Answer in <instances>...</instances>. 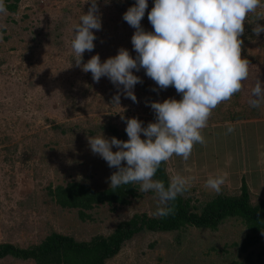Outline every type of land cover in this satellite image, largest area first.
<instances>
[{
    "label": "rangeland",
    "instance_id": "rangeland-1",
    "mask_svg": "<svg viewBox=\"0 0 264 264\" xmlns=\"http://www.w3.org/2000/svg\"><path fill=\"white\" fill-rule=\"evenodd\" d=\"M133 2L135 0H108L105 4V0H98L102 27L99 31L93 30L96 36L95 47L92 52L83 53L82 63L97 54L101 62H104L107 58L116 56L119 48L127 49L135 58L136 53L131 44L135 29L122 19ZM153 3L154 0H147L148 8L141 21V26L149 32L154 31L147 18ZM89 7L90 3H86V0H21L16 14L0 13L1 242L11 241L26 246L38 241L49 226L69 233L78 240H88L95 233H109L118 222L127 220L134 213L151 214L152 209L157 206L155 196L142 192L143 197L136 199L131 205L111 211L103 209L94 222L84 223L75 214L53 215L47 208L49 204L44 203V189L48 183L54 182L63 173L66 174L64 178H68V174L73 175V180L80 177L77 178L75 174L79 170L78 155L81 153L97 157L102 162V165L98 163L100 168L106 163L90 150L87 138L91 135L85 130L89 122L109 117L112 124L125 129L126 123L121 117H135L146 127L149 122H155L154 112L146 106L147 103L163 102L168 98L180 100L174 87L160 90L141 69L139 72L133 70V74L143 81L133 89L137 102L134 103L121 94L119 106L112 104L117 87L107 77H102L98 83L93 82L90 72L85 73L81 67L76 66V56L71 48L73 28L79 22L80 15L86 14ZM255 24L264 26V0H261V6L255 12L248 14L244 31L253 33ZM252 38V42L248 43L251 46H246L251 50L247 51L250 54L242 49L241 58L244 59L245 55L252 57L255 61L250 64L249 72L257 74L264 70L260 68L264 66V61L259 60V55L262 58L264 56V32ZM122 87L120 86L121 92ZM214 111L209 120L212 116L221 115L220 112L213 114L218 113ZM222 111L224 113L226 107ZM53 123L76 124L78 128L73 126L74 136L71 133L62 135L52 130ZM55 139L59 143L58 147L53 154L48 152L47 158L43 159V146H52L49 143ZM12 144L19 145V152L30 151L33 156L24 163L21 162L19 153L10 154V161L7 160L5 148ZM214 147L219 150V157L226 150L222 144H215ZM112 151L117 149L113 148ZM205 152L216 151L208 148ZM207 157L210 158V167L218 160L210 154ZM167 171L170 178L175 175L172 170ZM188 186L196 187L197 190L192 194L198 199L205 198L204 190L210 194L216 193L203 185ZM235 192L237 191H227L228 194ZM261 193L264 195V191ZM255 199L257 197L253 196V200ZM220 229L216 233L202 232L195 238L193 231L187 236L184 247L174 249L169 247L173 244L174 234L139 235L127 243L108 264H229L232 259L226 262V244L237 240L239 228L228 222ZM211 246L218 253L208 259L210 261L203 262L199 258L190 262L189 251L197 255L196 250ZM229 251L228 255L235 257V250ZM166 252L174 255L168 263L163 261V253ZM0 264L26 263L4 260Z\"/></svg>",
    "mask_w": 264,
    "mask_h": 264
},
{
    "label": "clouds",
    "instance_id": "clouds-1",
    "mask_svg": "<svg viewBox=\"0 0 264 264\" xmlns=\"http://www.w3.org/2000/svg\"><path fill=\"white\" fill-rule=\"evenodd\" d=\"M86 3H90L87 13L80 15L73 28L71 48L76 56L75 64L83 72H90L93 82L107 77L117 87L113 105L119 106L121 94L137 102L133 89L143 81L133 70L141 69L160 90L172 86L181 97L179 101L168 98L147 103L154 112L155 122H149L146 127L138 118L122 116L127 141L105 137L102 132L87 138L91 152L106 161L109 168L116 169L109 177L111 188L139 184L140 192L155 194L157 208L152 215L167 217L174 214V201L187 191L188 181L177 173L166 186L154 176L161 163L173 155L187 161L194 144L205 143L201 131L207 127L212 111L241 91L250 63L241 58L243 41L239 37L244 33L248 14L261 6V0H154L147 14L154 30L151 32L141 26L147 0H135L122 16L135 29L131 37L135 58L127 49L119 48L116 56L104 62L97 54L82 63L83 53L94 50L93 30L102 27L98 0H86ZM0 13L7 14L4 0H0ZM252 31L258 37L264 26L255 24ZM248 103L253 108L264 104V85L259 78ZM233 131L229 127L227 134ZM113 148L117 151L113 152ZM226 176L227 173L210 177L206 187L219 193Z\"/></svg>",
    "mask_w": 264,
    "mask_h": 264
},
{
    "label": "trees",
    "instance_id": "trees-1",
    "mask_svg": "<svg viewBox=\"0 0 264 264\" xmlns=\"http://www.w3.org/2000/svg\"><path fill=\"white\" fill-rule=\"evenodd\" d=\"M4 3L7 13L13 15L19 11L21 0H4ZM131 4L134 5L135 2ZM253 36L252 32L244 31L243 35L239 37L243 41L241 50L244 49L245 53H247L246 46H251L249 44L252 42ZM254 44L255 42L252 45ZM245 58L250 64L255 61L247 55ZM257 76L264 80V70L257 74L249 72L248 78L242 81L241 91L234 94L233 97H240L244 88L249 85L254 87ZM227 101L230 102V100ZM227 101L221 102L214 109L218 113L213 114L221 113V115L212 116V119L207 123L256 117L254 114L246 113L232 116L226 115V111L222 113V108L226 107ZM241 104H243L242 107L248 109V112H255L256 108L251 107L247 101ZM94 120L85 126L86 133L89 135L95 136L102 132L105 137H115L122 141L128 140L124 129L112 124L109 117L103 120L98 118ZM74 125L77 129L78 125ZM74 125L53 123L51 128L55 133L58 132L62 135L71 133L74 136ZM141 139H144L143 135ZM49 144L52 146H43V159L47 158L48 152L53 154L59 143L55 139ZM5 150L6 158L9 161L10 154L19 153L22 163L30 160L33 156L30 151L19 152L18 144L9 145ZM78 157L80 160L79 170L75 174L77 178L80 176L78 179H71L73 175L69 174L68 178H64L66 174L63 173L54 182L48 183L44 189L47 200H44V203L49 204L47 208L52 211L53 215L75 214L84 223L86 221L94 222L97 214L101 213L103 209L111 211L118 207H126L136 199L143 197L144 194L139 191V184L124 185L116 189L110 187L109 177L116 171L115 168H109L106 163L100 168L98 163L102 165V162L98 161L97 157L92 158L83 153ZM154 179L164 181L167 186L170 181L167 161L161 163ZM196 190V187L187 185V191L174 201V214L167 217L153 216L152 213L157 208L155 206L151 214L134 213L127 220L118 222L109 233H95L88 240H78L69 233L57 231L53 226H49L38 241L26 246L11 241H0V261L10 260L26 264H108L120 254L127 243L139 235L146 233L174 234V245L170 244L169 247L171 249L182 248L187 236L193 231L194 238L205 231L216 233L221 230L223 224L230 222L233 227L239 228V232L237 240L226 244V262L232 259L229 264H264V200L258 198L253 200V195L245 183L234 194H228L227 191L225 193L223 188L215 194H210L202 189L205 195L203 199L194 197L192 193ZM148 193L155 196L151 191ZM230 249L235 250V257L228 255ZM196 253L197 255L189 251L190 262L199 258L203 262L210 261L208 259L218 253V250L211 246L204 250H196ZM172 256H174L173 253H163V261L168 263Z\"/></svg>",
    "mask_w": 264,
    "mask_h": 264
},
{
    "label": "crops",
    "instance_id": "crops-1",
    "mask_svg": "<svg viewBox=\"0 0 264 264\" xmlns=\"http://www.w3.org/2000/svg\"><path fill=\"white\" fill-rule=\"evenodd\" d=\"M247 51L251 50L247 49ZM261 59L264 61V56L262 58L259 55V60ZM260 68L264 69V66ZM259 80L264 85V81ZM252 88L249 85L244 88L242 96L232 97L230 102H226V115L246 113L254 114L256 117L207 123V127L201 131L205 143L194 144L187 161L180 156L173 155L167 161V169L184 176L188 181L187 185L206 186V181L210 177L223 176L227 173L225 183L221 186L223 189L239 191L245 183L253 196L264 200V195L261 193L264 191V104L256 108L255 112H248L247 108L241 106L243 105L241 103L245 101L248 103ZM229 127H232L234 131L227 134ZM215 144H222L226 148L221 157L217 155L219 150L214 147ZM208 148L216 152H205ZM207 154L218 159L212 167H210L208 160L210 158Z\"/></svg>",
    "mask_w": 264,
    "mask_h": 264
}]
</instances>
